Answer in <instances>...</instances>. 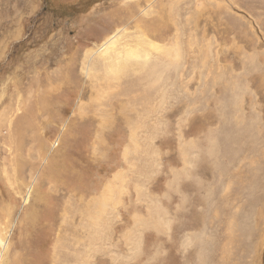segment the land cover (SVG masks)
<instances>
[{
  "label": "rangeland",
  "instance_id": "374dc122",
  "mask_svg": "<svg viewBox=\"0 0 264 264\" xmlns=\"http://www.w3.org/2000/svg\"><path fill=\"white\" fill-rule=\"evenodd\" d=\"M113 35L142 69L88 80ZM64 65L55 112L11 139L3 112ZM0 220L5 264H264V0H0Z\"/></svg>",
  "mask_w": 264,
  "mask_h": 264
},
{
  "label": "bare ground",
  "instance_id": "6f19581e",
  "mask_svg": "<svg viewBox=\"0 0 264 264\" xmlns=\"http://www.w3.org/2000/svg\"><path fill=\"white\" fill-rule=\"evenodd\" d=\"M132 11V10H131ZM134 13V12H133ZM121 30V29H120ZM117 33V31H116ZM115 33V35H116ZM162 33V32H161ZM119 34H121L119 32ZM113 35L112 37L109 36V38H107V40L104 42V44H102V46L98 49V50H95V52L93 51H89V52H92L93 54H98L99 58H101L102 62L100 63L98 61V64L100 63V65L102 64L103 65V68L102 69H98V67H96V65L93 63V65H89L90 63H88L86 60H83L82 63V71L86 73V75L88 76V80H90V78H93L95 76L99 75L98 72H102L103 73V78H107L106 80L107 81H110L108 79H113V80H116L117 81V84L119 83L118 79H119V75L120 74H123V73H127L129 68H132L135 69L137 68L138 69H142V66L143 64L145 63L146 59H147V54L143 53L142 52V45H140L139 43L136 45V46H132L131 44H128L127 46H125L124 49H120L118 47V43H117V40H116V36ZM144 35V34H143ZM122 36V35H121ZM120 37V36H118ZM120 39V38H119ZM101 45V44H100ZM155 48V47H153ZM157 48V47H156ZM94 50V49H93ZM153 50V49H152ZM111 52L113 54H111ZM148 52V51H147ZM115 53V54H114ZM151 53V52H150ZM88 55V53H87ZM94 56V55H93ZM85 57V56H84ZM150 57V56H149ZM94 58V57H93ZM96 58V57H95ZM90 59V58H89ZM112 59V60H111ZM80 63V64H81ZM67 66V65H66ZM66 66H61V67H56V69L51 73L53 74V77L51 78V74H46L47 76L45 77V79H38V77L36 78V80L34 81V79L31 77L30 80H29V83L26 87V89L31 93V98L28 99L27 101L23 102V101H18L16 103V108H14L11 112H6L4 111L3 112V115H4V118H6V120H9L8 124H9V127L10 125L14 124L13 126V130L11 128H9V132L10 133L9 137L12 139L13 135H19L20 138H21V142L22 143V140H23V137L21 136H25V128H24V123L25 124H28L29 123V119L31 121H35V117L36 116H40V114H43L46 110H49L51 112H55L53 111L51 108L48 107L49 103L51 101H49V98L52 96H55V97H58L59 94H55L56 91H60L63 87L62 85H65L67 82H68V79L70 77L69 72L67 73L68 70V67L66 68ZM163 67V66H162ZM144 70V69H143ZM81 71V73H82ZM145 71V70H144ZM73 72V71H72ZM71 73V72H70ZM101 73V74H102ZM72 74V73H71ZM80 74V73H79ZM81 75V74H80ZM105 75V76H104ZM141 75V74H140ZM69 76V77H68ZM79 76V75H78ZM86 77V76H85ZM97 78V77H96ZM101 78V81L104 82L102 80V77L100 76ZM80 79V78H79ZM78 79V80H79ZM99 79V78H98ZM73 80V78H72ZM83 80V79H82ZM86 80V79H85ZM100 80V79H99ZM140 81V80H139ZM77 82V80L75 81ZM81 82V81H80ZM129 83V81H128ZM90 84V83H89ZM113 84V83H112ZM127 84V83H126ZM36 85V86H34ZM72 85V84H71ZM124 85H125V82H124ZM137 85V83H136ZM135 85V86H136ZM131 86V85H130ZM62 87V88H61ZM91 87V86H90ZM109 87V86H108ZM115 87V85H114ZM113 87V88H114ZM117 87V86H116ZM120 87V86H119ZM118 87V88H119ZM132 87V86H131ZM134 87V86H133ZM93 88H94V85H93ZM92 88V91L94 90ZM113 88H111L110 91L113 92ZM125 88H127L125 86ZM35 89L38 90L39 94L37 95L36 94V101H33V98L35 96ZM113 89V90H112ZM122 89V88H121ZM117 91H119L118 89H116ZM134 90V89H133ZM132 90V91H133ZM61 92V91H60ZM116 91L114 90V93ZM131 92V91H129ZM28 93V92H27ZM110 93V92H109ZM133 93V92H132ZM112 94V93H111ZM118 95V92L116 93ZM128 94V93H127ZM129 95V94H128ZM131 95V94H130ZM135 95H138V94H134L133 96L135 97ZM114 97V96H113ZM107 98H109L107 96ZM124 99V97H122ZM130 98V96H129ZM132 98V97H131ZM136 98V97H135ZM48 99V100H47ZM116 99V98H115ZM114 99V100H115ZM128 99V98H127ZM133 99V98H132ZM51 100V98H50ZM113 100V101H114ZM119 100V99H118ZM131 100V99H130ZM138 101L140 100V97L139 99H137ZM136 100V101H137ZM112 101V102H113ZM117 101V100H116ZM121 101V100H120ZM119 101V102H120ZM126 101V100H125ZM124 101V103H125ZM41 104V106H39V103ZM111 102V101H110ZM111 102V103H112ZM122 102V101H121ZM120 102V103H121ZM129 102V101H128ZM109 103V102H108ZM131 103V102H129ZM114 104H115V101H114ZM132 104V103H131ZM110 105V104H109ZM122 105V104H121ZM128 106V103H126L125 105L123 106ZM111 106V105H110ZM120 106V105H119ZM123 106L121 108H123ZM126 106V107H127ZM84 109V105H82L81 109ZM128 108L130 109V107L128 106ZM127 108V109H128ZM133 108V107H132ZM135 108H133L134 110ZM93 110V109H92ZM113 110V109H112ZM122 110V109H121ZM143 111V109H141ZM23 111L20 114V112ZM133 112V111H132ZM136 112V111H135ZM138 112V111H137ZM136 112V113H137ZM110 113V112H109ZM79 114H80V111H79ZM122 115H124L123 113H121ZM138 114V113H137ZM51 116V115H50ZM76 116V115H75ZM126 116V115H125ZM124 116V117H125ZM13 117L14 119L13 120H10V118ZM128 117V116H127ZM139 117V116H137ZM141 117V116H140ZM132 118V117H131ZM136 118V117H135ZM134 118V119H135ZM134 119H131V120H134ZM102 120V119H101ZM127 120H125L126 122ZM130 122V121H129ZM132 122V121H131ZM38 123V122H37ZM133 123V122H132ZM5 124V123H3ZM33 126V125H32ZM34 127V126H33ZM7 133V132H6ZM138 136V135H137ZM34 137V136H33ZM15 138V137H14ZM37 139V138H35ZM12 142V141H10ZM30 142V141H29ZM40 142V141H39ZM232 142V141H231ZM14 143V142H13ZM23 144V143H22ZM42 147L43 145L40 144L39 148H38V157L37 158H41V162H45L46 163V168H45V174L46 173H49L50 175V179L51 180H54L55 182H57V186H62V180H63V176H64V170H68L70 167V165H65V159L63 158L61 161H53L54 159L50 160L47 162V153L46 155L43 156V153L45 154V151L42 150ZM12 149V148H11ZM15 149V148H14ZM17 153L18 152V146H17ZM231 151V150H230ZM31 152V151H30ZM12 154V152H11ZM14 154V153H13ZM20 156L21 158V154L18 155ZM233 158V157H232ZM34 162L33 160L30 161L29 164H31V167L34 166ZM42 166V164H41ZM37 167V165H36ZM39 168V167H38ZM34 169V168H33ZM36 169V168H35ZM31 171V169H30ZM48 175V176H49ZM33 180V178H32ZM25 184V183H24ZM30 189L34 190L35 189V184L34 182H32V184L28 185L27 186V190H26V193L25 195L23 196V202L25 201L27 195H29V192H30ZM61 189V188H60ZM110 190V187L106 189L105 191V194L103 196H105V198H108V192ZM20 191H22V187L20 188ZM39 192V191H38ZM55 192V191H54ZM58 192V191H57ZM56 192V193H57ZM19 194V193H18ZM54 194V193H53ZM52 194V195H53ZM33 196V195H32ZM57 196V195H55ZM73 196L77 197V194H73ZM41 197V196H40ZM43 197V196H42ZM45 197V196H44ZM33 198V197H32ZM81 199H82V196H81ZM35 200V199H33ZM83 200V199H82ZM41 202V201H40ZM30 203H28L27 205V218H30L31 220H29V222L32 224V226L34 227V225L37 223L35 221L34 218V211H35V208L32 207V205H29ZM89 205V204H88ZM8 211V210H7ZM5 213V212H4ZM9 213V212H8ZM7 213V214H8ZM10 214V213H9ZM8 214V215H9ZM30 216V217H29ZM32 216V217H31ZM7 217V216H6ZM9 218V216H8ZM7 219V218H6ZM4 222V221H3ZM3 222L2 220H0V264H5L6 260H7V257L8 255L10 254V248H11V242L9 241V232H7L5 234V226L3 225ZM7 221H5L6 223ZM29 224V223H28ZM8 225V224H6ZM21 227V226H20ZM8 229V228H7ZM11 232V230H10ZM61 238V237H59ZM31 245V244H30ZM23 251V250H22ZM26 251V250H25ZM19 253V252H18ZM11 255V254H10ZM24 255V254H23ZM22 254H18V255H15L13 257V259H9L8 261V264H22L23 260L25 259V256L23 257ZM55 255V254H54ZM74 255V254H73ZM75 258V256H74ZM55 261V260H54Z\"/></svg>",
  "mask_w": 264,
  "mask_h": 264
}]
</instances>
